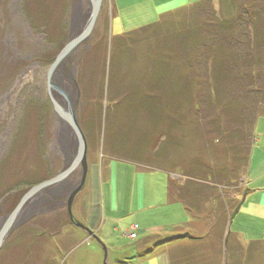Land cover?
<instances>
[{
  "label": "rangeland",
  "instance_id": "rangeland-1",
  "mask_svg": "<svg viewBox=\"0 0 264 264\" xmlns=\"http://www.w3.org/2000/svg\"><path fill=\"white\" fill-rule=\"evenodd\" d=\"M244 7L248 13L255 9L258 16L242 17L249 22L241 31ZM263 11L264 0H104L89 37L73 48L49 79L59 53L86 30L90 0H0V228L34 186L72 169L62 182L27 200L20 219L32 216L4 242L0 264L136 260L130 259L136 245L160 235L147 234L143 227L172 221L168 210L140 211L138 188L158 190L166 184L165 175L150 172L148 165L169 168L174 163L182 170L189 161L203 171L202 163L206 174L197 180L205 190L196 187L198 195L190 202L197 213L208 215L195 222L201 231L188 234V240L166 242L149 258L129 264H150L152 259L159 264H264V238L250 242L247 236L257 235L260 227L247 221L244 236L232 235L236 228L230 224L232 210L241 202L229 198L230 191L243 193L242 175L248 173L250 154L233 145L249 136L255 118L250 141H261L257 152L264 151V93L255 102L256 115L246 106V100L251 102L256 95L258 75L264 74ZM115 15L123 17L122 32ZM229 34L237 44L221 41ZM208 51L211 58L205 56ZM248 54L243 61L237 58ZM224 63L227 74H220ZM188 80L195 86L192 97L184 99L179 89ZM52 97L66 114L72 110L88 141L86 185L72 203L84 174L82 163L73 168L79 140L70 122L56 112ZM246 114L251 117L247 129L230 128L243 123ZM224 130L233 133L222 138L219 132L223 135ZM217 165L220 173L212 182L207 171ZM110 168L114 180L108 192L104 181ZM133 181L137 193L130 188ZM183 181L184 177H170L169 183L175 188ZM245 194L247 190L241 201ZM261 197L264 194L254 199ZM91 199L99 208V215L94 209L89 214L96 221L102 220L108 199L111 206L118 201V216L135 202L138 220L124 216L126 223L118 231L95 239L71 218L79 219V203ZM232 205L237 207L224 210ZM133 223L136 231L130 228ZM208 225H213L212 233H202ZM160 236L155 242H165L169 235Z\"/></svg>",
  "mask_w": 264,
  "mask_h": 264
},
{
  "label": "crops",
  "instance_id": "crops-1",
  "mask_svg": "<svg viewBox=\"0 0 264 264\" xmlns=\"http://www.w3.org/2000/svg\"><path fill=\"white\" fill-rule=\"evenodd\" d=\"M166 12L167 10H164L162 11L160 15ZM121 19H123L122 16L119 17V15H115V21L117 25L120 27V32L123 31ZM120 21H121V24H120ZM253 142L250 146V154L248 156V164L246 166L248 173L247 175H242V177L246 176V177H243V179L247 181V184L244 183V186L242 187L243 193L237 192L235 194L232 191L229 192L230 193L229 198H235L236 200H238V203H240L242 196L245 193V190H247V194H246L247 198L245 197V203L243 204L241 210L237 214L238 216H236L234 220L231 221L230 224L236 227L235 230H233L232 235L236 233V235L238 236H241V235L244 236L246 232L245 229L247 228V225H248L246 224L247 221H251L255 223L254 225L260 227L259 231L256 232L257 235L255 234L252 235L250 234V232L249 233L247 232L248 239L249 240L252 239L250 240V242L259 241L264 238V229H263L264 197H261L259 199L257 198L258 201L254 199L255 197H259L260 194H264V151L260 150L259 152H257V150H259L261 141H253ZM257 142H258V147H257ZM147 170H149L150 172H157V171L162 172V174L165 175L164 178H166V184L165 186H162V188L158 190H155L153 188L146 189L144 187L138 188L139 193H140V200H141L140 204L141 206L143 205L141 209L138 207L137 210H133L136 207V204L134 202V205H132L133 203L132 201V203L129 205L130 208L127 211H120L121 213H124V214H122L121 216H118L116 214L119 212L118 201L115 202L111 206L109 203V199H108V205H103V208H102V220L96 221L95 219H93V214L92 216L89 214L95 212L97 215H99V208H98V204L95 202V199H91L90 201L88 200L87 202L79 203L78 210H77V215L79 216V220L85 223L87 226H90V228L93 231H95L98 235H102L103 237H105L109 234L111 230L118 231V228L120 227V225L123 226L126 223V221H122V218L124 216H130V218L134 216V219H132V221L138 220L137 215H135V212H137L139 209L140 211L146 210L149 212H152L153 210H155V212L168 210L171 213L172 221L164 222L162 223V225L158 223L152 225L149 222L150 224L149 228L143 227L147 234L159 233L160 235L161 234L169 235L168 237H165V238L167 239L170 237L171 238L174 237L173 240L167 242V243H171V242H174V240L175 241L178 240V238H186V240L190 239L187 236L188 234L190 235V233H193V234L195 232L199 233L201 230L195 224V222L200 221L197 219H201V218L203 219L207 217L208 215L204 211L197 213L196 207L190 204V202L193 201L194 198L198 194L195 193L192 190V188L189 189V187H187L188 186L187 185L188 176L183 175L181 172V169L176 170L174 168V163H172V165L169 168H163L161 166L154 167V166L148 165ZM170 177H173V178L184 177L185 182L183 181V183L182 182L179 183L178 187L172 188V191L170 192V183H169ZM113 180H114L113 170L112 168H110L108 176L106 180L104 181L106 183V186L108 187V192L110 191L111 188H113ZM246 186H249L250 189L248 187L246 189ZM130 188L134 189L135 193H137V189H136L137 186H136L135 181L131 183ZM86 194H88V192ZM147 199H149V201ZM208 205L209 203H206L205 206L208 207ZM228 207L230 206H225L224 210L228 209V211H230L229 209H232L235 206L232 205L231 208H228ZM92 209H94V212H92L93 211ZM234 209L232 210V212L234 211ZM227 227H225V229L227 232H229V229ZM130 228L131 230H134L137 228V226L133 223L130 225ZM212 230H213V225L212 226L208 225L205 231L202 233H206L207 231L212 233ZM250 231H251V228H250ZM200 236H202L201 237L202 239L203 235H200ZM226 236H227V233H226ZM151 255L152 253L146 256L136 257L137 258L136 260L131 261V262H126V264L134 263L140 258L147 259ZM150 262H151L150 264H159L157 259H152Z\"/></svg>",
  "mask_w": 264,
  "mask_h": 264
},
{
  "label": "water",
  "instance_id": "water-1",
  "mask_svg": "<svg viewBox=\"0 0 264 264\" xmlns=\"http://www.w3.org/2000/svg\"><path fill=\"white\" fill-rule=\"evenodd\" d=\"M103 1L104 0H90V2H91V15H90V18L88 21V26L86 27V30L80 36L78 35L74 40H71L67 44V46L64 47V49L59 53V55L56 57V60L53 63V65L51 66V69L49 71V79H51V77L55 74V68L58 66V64L73 50V48L79 42H81V41H83L89 37V35H90L94 25H95L97 17L99 15L100 8H101ZM52 102L54 104L56 112L61 117H63L64 119H67L70 122V124L74 128V131L76 132V136L78 137V140H79V141H77L78 148H77L76 157L74 158L73 168L77 167L78 164L82 163L83 167H84V174H83L82 180L79 184V187L76 188V190L71 195V203H72V199L74 198V196L78 192L83 190L85 185H86V180H87L88 171H89V166H88V162H87L88 141H87L86 134L84 133V131H83L82 127L80 126L79 122L77 121V119L74 117V113L72 112V110L70 109V114H66L64 111H62V109H60V107L58 106L57 102L55 101V99L53 97H52ZM77 137H76V139H77ZM71 170L72 169L66 168L64 170L65 171L64 173H60L59 175L55 176L54 178H51L49 180H46V181L34 186L22 198V200L19 202V204L17 205L15 210L5 218V222H4L3 226L0 228V249H1L2 245L4 244V242L10 236V234L13 232V230L17 226H19L21 223H23L27 218H30L32 216V214H30L27 217H24L22 220L20 219V217H21L20 213H21L23 207L25 206L27 200H29L36 192L44 190L47 187L51 186L52 184L62 182L69 175ZM245 197H246V194L244 195L243 200L238 205L237 209L233 212V214L231 216V221L234 220V218L238 214L240 207L242 206L243 202L245 201ZM69 213L71 215L70 209H69ZM71 218L79 228L87 231L95 239H99L97 234L93 230H91L85 223H83L79 219H75L72 215H71ZM229 229H230V227H229ZM106 257H107V254H106Z\"/></svg>",
  "mask_w": 264,
  "mask_h": 264
},
{
  "label": "trees",
  "instance_id": "trees-1",
  "mask_svg": "<svg viewBox=\"0 0 264 264\" xmlns=\"http://www.w3.org/2000/svg\"><path fill=\"white\" fill-rule=\"evenodd\" d=\"M247 9H246V7H244V9L243 10H241L240 11V19H241V21H242V17L244 18V20H245V17L247 18V19H249V16H251V13H252V16H258V15H256L257 14V11L254 9V11L253 10H251V13H248L247 11H246ZM264 12V11H263ZM263 12L262 13H260V17L263 15ZM243 22V21H242ZM249 21H247L246 20V22L244 23H240V29H241V31H242V29H243V27H245L246 25H247V23H248ZM159 24V21H158V23H156V24H154V26L156 27L157 25ZM228 25H230L229 23H228ZM154 27V28H155ZM247 33H248V31H247ZM222 37V39H221V41L223 42V41H226V44H228V45H232V44H237V43H235V41L232 39V37H231V35L229 34L228 35V37L227 36H225V35H222L221 36ZM226 47H227V45H226ZM220 48H218V49H214L213 50V52L215 51V50H219ZM210 55H211V51H208V53L207 54H205V56L207 57V58H211L210 57ZM243 56V55H242ZM242 56H237V58L239 59V57H241V60L243 61V59L244 58H246V57H249L250 56V54H248V55H244L243 56V58H242ZM220 57H221V55H220ZM167 61H169V59L167 60ZM232 64H233V62H232ZM231 63L229 64V66H230V68L234 65H232ZM168 65L169 66H171L172 67V65L168 62ZM224 66H225V68L228 66L226 63H224L223 65H222V67H221V70H220V74H225L226 72H225V69H224ZM171 74L173 75V78H175V76H174V74L175 75H177L176 73H174V71L173 70H171ZM227 74V73H226ZM263 74V73H262ZM262 74H260V75H258V78H259V83H258V86L256 87V91H255V94L256 95H254L255 96V98H254V96L253 97H251V102L249 101L248 102V100H249V98L246 100L247 101V103H246V106H247V108L249 107V106H251V109H252V111L254 112L253 114H252V116H254V115H256V113H257V110H258V106H256V101H258V99L261 97V94L262 93H264V74L262 75ZM262 75V76H261ZM261 76V77H260ZM184 87L182 88L181 86H180V89H179V92H180V96L182 97V98H184V99H188V98H191L192 96H191V93H192V90H193V87L195 86L194 84H190V81L188 80V83L187 84H184L183 85ZM253 98V99H252ZM231 107H232V105H230L228 108H230L231 109ZM255 110H256V112H255ZM263 110H264V108H263ZM259 112V111H258ZM249 120V121H248ZM250 120H251V117L248 119V117H247V114H246V117H245V119H244V125H243V123L242 122H240L239 121V123H238V125L236 126V127H230V128H232V129H235V131H237V129H242V128H245V129H247L248 128V126H249V124H250ZM255 121H256V118H255V120H254V123H253V125L255 124ZM253 125H252V128H250L251 129V132H250V134H249V136L244 140V141H236V142H234V145H233V149L235 150V149H239V146H240V148L243 146V148L247 151V155H248V153L250 152V146H251V144H252V142L250 141L251 140V136H253V132H254V129H253ZM220 133V137L222 136V138L224 137V138H226V137H228V135H231L232 133H233V131H230V133H228L226 130H224L223 131V135H221V132H219ZM239 132H237L236 134H238ZM229 138L231 139L232 137H230L229 136ZM255 140V139H254ZM253 140V141H254ZM231 145H232V143H231ZM230 145V146H231ZM247 160V159H246ZM198 164V163H197ZM201 165H202V168H203V171H204V165L201 163ZM157 166H159V165H157ZM156 166V167H157ZM155 167V166H154ZM219 166L217 165V166H215L213 169H214V171H207V172H209V173H207V175H209V177H208V180H210L211 179V181L212 182H216V179H213L214 177H218V175H219V173H220V169L218 168ZM203 171H202V169L200 168V166H199V164L198 165H196L195 164V162L194 163H192L191 161H189L188 163H186L185 165H184V167H183V169L181 170V172H182V174L183 175H185V176H188L187 177V187H189V189H191L192 188V190L195 192V193H198L197 191H195L196 190V187L198 188H201L200 189V191H204L205 189V187H203V184H202V187H200L199 185L200 184H197V180L198 179H201V177L202 176H204V175H206V174H204L203 173ZM205 172V171H204ZM225 172H226V168H225ZM227 173V172H226ZM225 173V174H226ZM205 177V176H204ZM204 180H206V179H204ZM214 180V181H213ZM227 181L228 180H226V183H227ZM224 182V181H223ZM217 184H218V182H217ZM217 184H214V186H216ZM172 191V187H171V183H170V192ZM238 203H236V205H237ZM235 205V206H236ZM234 212V211H233ZM162 236H160V235H154V236H152V237H147V238H145L143 241H141L138 245H136V247H135V256H132V257H130V259H132V258H136V257H142V256H145V255H147V254H150V253H152L153 251H154V249H156L157 247H159L160 245H162V244H164V243H166V242H169V241H171V239H169V238H167L166 240H165V242L163 241V242H160V241H158V242H155V240L154 239H156V238H161ZM150 241V243L148 242L147 244H145L147 241ZM173 240V239H172ZM154 242V243H153ZM254 243H250V245H253ZM140 245H144L143 247H139Z\"/></svg>",
  "mask_w": 264,
  "mask_h": 264
},
{
  "label": "bare ground",
  "instance_id": "bare-ground-1",
  "mask_svg": "<svg viewBox=\"0 0 264 264\" xmlns=\"http://www.w3.org/2000/svg\"><path fill=\"white\" fill-rule=\"evenodd\" d=\"M69 102H70V101H69ZM70 137L75 139V137H76V136H74V135L70 134ZM75 140H76V139H75Z\"/></svg>",
  "mask_w": 264,
  "mask_h": 264
},
{
  "label": "built area",
  "instance_id": "built-area-1",
  "mask_svg": "<svg viewBox=\"0 0 264 264\" xmlns=\"http://www.w3.org/2000/svg\"><path fill=\"white\" fill-rule=\"evenodd\" d=\"M132 237H133V235H132Z\"/></svg>",
  "mask_w": 264,
  "mask_h": 264
}]
</instances>
